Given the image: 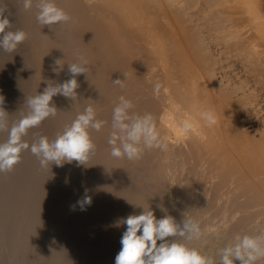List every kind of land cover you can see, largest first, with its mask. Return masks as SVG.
Listing matches in <instances>:
<instances>
[{
    "label": "bare ground",
    "instance_id": "6f19581e",
    "mask_svg": "<svg viewBox=\"0 0 264 264\" xmlns=\"http://www.w3.org/2000/svg\"><path fill=\"white\" fill-rule=\"evenodd\" d=\"M7 2L16 6L12 31L27 34L17 46L26 55L24 95L4 115L7 129L29 115V99L72 78L68 65L73 63L87 69L76 77V97L53 96L55 116L29 128L22 142L36 143L40 137L54 141L89 106L95 119L104 122L99 132L88 130L95 148L86 163H39L30 174L37 177L30 185L44 205L41 216H34L37 200L35 205L29 197L13 202L23 209L21 215L6 218L14 229L47 235L44 243L34 245L37 264H115L112 257L121 243L109 246V237L120 234V242L126 230L123 221L148 210L157 219L168 215L178 224L195 222L199 238L171 239L213 257L217 264L220 250L236 237L264 234V134L249 135L239 119L240 109L249 108L254 98L238 95L245 82L236 85L216 78L218 66L223 69L227 56L235 53L264 86V0H244L243 11L254 14L251 19L239 10L240 0H54L71 19L50 27L37 22L36 0L29 10L23 0ZM208 39L221 48L218 56ZM13 52L8 58L18 55ZM116 79L123 87L113 83ZM156 83L161 84L159 92H154ZM121 98L131 101L130 116L151 115L166 149L144 148L135 160L111 155L112 114ZM204 111L215 114L214 126L205 125L200 117ZM184 120H191L195 131L178 137L176 129ZM1 136L8 139V130L0 131ZM30 148L20 157L34 156ZM19 162L9 179L17 180L22 194L29 188L26 175L16 168ZM52 189H57L54 198ZM50 196L51 208L56 207L52 210ZM10 237L2 228L0 247L9 251ZM61 238L64 242L58 241Z\"/></svg>",
    "mask_w": 264,
    "mask_h": 264
},
{
    "label": "clouds",
    "instance_id": "9594fccd",
    "mask_svg": "<svg viewBox=\"0 0 264 264\" xmlns=\"http://www.w3.org/2000/svg\"><path fill=\"white\" fill-rule=\"evenodd\" d=\"M32 6L33 0H23L25 10ZM36 8L37 22L47 27L67 23L71 19L62 8L56 6L54 0H36ZM5 11L0 8V50L10 53L23 43L27 34L22 30L6 31L12 24ZM68 72L72 78L62 84L47 87L42 94L29 99V115L10 130L4 120V111L0 109V131L8 130L7 141L0 144V173L11 172L13 166L20 161L22 150L29 148L28 144L22 142L27 130L38 126L50 115L55 116L57 109L54 105L50 106L53 96L59 94L71 99L76 97V77L86 74L87 69L83 64L73 63L68 65ZM113 83L123 87L120 79ZM160 88L161 84L156 83L154 92H159ZM2 102L3 98L0 97V103ZM132 107L131 101L121 98L113 109V131L108 140L111 155L135 160L140 158L144 148L166 149L167 144L161 142L151 115L130 116L129 110ZM200 117L208 127L217 123V118L211 111L201 112ZM103 124V121L95 119V111L89 106L54 141L49 142L46 137H40L38 142L31 145V153L37 157L41 167L53 163L60 166L65 161L84 164L95 148L88 130L99 132ZM195 128L196 125L191 120H184L176 129L177 136L185 137L195 131ZM88 202L86 199L85 203ZM123 223L126 230L120 240L121 249L115 257V264H217L213 257L204 256L196 248H189L186 244L171 239L176 236L187 240L199 238V226L191 220L182 221L181 226L171 216L165 215L157 219L153 211L148 210L139 215H129ZM219 256V264H234V261H239V264H257V261L264 259V234L238 236L234 244L220 250Z\"/></svg>",
    "mask_w": 264,
    "mask_h": 264
},
{
    "label": "rangeland",
    "instance_id": "374dc122",
    "mask_svg": "<svg viewBox=\"0 0 264 264\" xmlns=\"http://www.w3.org/2000/svg\"><path fill=\"white\" fill-rule=\"evenodd\" d=\"M254 1L259 2L262 0H254ZM243 2H244V0H240L239 10L241 12L244 10L243 8L245 7ZM15 7L16 6L14 5V2L8 3L7 0H0V8H3L6 10L5 15L7 17H8V15L12 16L11 19L8 18L10 23L12 24V26L9 29H6V31H12V29L15 28V26H16V15L15 14H17V12L12 10ZM262 8L264 9V5L262 6ZM242 13H243L242 15L247 14L244 11ZM253 16H254V14L252 15V17H250V15H248V16L246 15V17H249L250 19L254 18ZM242 17L246 18L245 16H242ZM244 21L246 22L247 19H245ZM245 22H242L243 23L242 29H243V26L245 25ZM243 30H241V32ZM205 35H206V33H205ZM207 42H208L209 46L212 48L211 49L212 53L215 56H218L221 48L219 46L217 48H216V46L214 47V43L209 41V39L207 40ZM15 51H16V54L18 53L19 56L15 55V57L8 58L7 54L9 52H4V51L0 50V97L3 98V102L0 103V109H2L4 111L3 116L7 113V111H9L10 109L13 110L14 107L18 106L17 102H18V99L20 98L19 96L24 95V93L22 92L24 85L21 82L22 80L25 79V72H26L24 70V68H25L24 67L25 66L24 60L22 59L24 56V53H23V50H19V48H16ZM260 51L262 52L261 49H260ZM11 53H14V52H11ZM232 55L234 57H232ZM228 56H227L226 61H224L222 63L223 69H220V65L218 66L216 78L218 81H221L223 83H227L229 81L231 84L236 83V85H240L241 83H244V82L247 84V85H245L244 90L240 91L241 94L239 93L238 95H240L241 97L244 95V97H245V95L247 93L248 97L251 96L249 98H251V99L254 98V99L251 100L252 105L249 108L248 107L247 108L242 107V109H240L239 119H240L241 125H243L242 126L244 128L243 130L245 132L247 131V133L249 135H251L255 138H258L260 133L264 134V86L261 87V85L256 82L257 79H254L255 77H253V74L250 72L249 66L247 63L239 62L240 60L238 61L239 58L237 56L235 57V53H233V54L230 53ZM236 62H237V64H236ZM230 64H233L234 67ZM243 68L246 69V71ZM248 77H250V78H248ZM231 78H233V79H231ZM248 81H249V83H248ZM251 88L254 91H252ZM250 90H251V94L248 95L250 93ZM4 119H5V116H4ZM1 137H0L1 144L5 143L6 141L4 142L3 139H5V140H7V139L4 136L2 137V139H1ZM35 141H36V139H35ZM35 141L33 140V142H35ZM33 142L31 143V141H29V143H27V144L29 146H31L33 144ZM30 156H31V158H30ZM30 156H28V154H27L23 158L20 157V160L22 159L20 162L23 163L24 166L21 167L20 162H19L20 165L18 164V166H16V168H18L19 174L21 176L26 175V181H28L26 185H28L27 188H29V191H25L22 194L20 192H18V187H20V185H18V183H15V181H17V180H15L13 182V180L9 179L10 178L9 177L10 172L1 173V175H0V231L3 228L4 232L8 233L11 236L10 238H12V240L8 239V245H7V248H9V251L12 254L9 253V251L7 249L0 247V264H37L36 254L34 253V245L36 243V246H38L40 243H44L45 240L47 239V235L45 233L40 234V235H34V236H38V237L33 238L34 236H32V234H30V232H29V231H31L30 228H28L27 230L23 229L22 227L14 229V227L12 226V222L6 221V218L7 219L12 218V217L14 218V215L19 216L22 214V212H21V210H23L22 207L15 205L13 202L15 200L17 202H19V200L22 201L27 197H29V199L32 200L33 204L36 202V200L38 202H40L37 204L39 207L38 206H36L37 208L35 207L36 208L35 213L37 215H34V216H41V212L43 210L44 205H42V203H41L42 201H39L37 199V197H39V191L34 186L31 187V185H30V183H32L35 179H37V177H35V174H32V175H30V174L34 173L36 171V168L38 167L37 165L39 164V160L37 159V157H34L32 155H30ZM19 167H21V169ZM12 171H14V170H12ZM48 172H49V170H48ZM21 182H22V179H21ZM58 183H59V181H58ZM54 184H57V183H53L54 187L53 186H51V187L55 188L57 186ZM58 187H61L60 184H58ZM55 190H57V189H55ZM55 190L54 189L50 190V193L52 194V198H54L53 196H54ZM19 195H20V197H19ZM52 198H51V196L49 198L50 202H51L50 208L53 206V203H52L53 199ZM67 205H68V203H67ZM53 208H56V207H53ZM53 208H51V210ZM58 209L59 208H57V210ZM46 210H48V209H46ZM64 210H65V212H67L66 209H64ZM64 210L61 211L62 214L58 213V215L59 216L63 215L65 213ZM53 211H55V209ZM4 223H5V226L3 225ZM18 224L21 225L20 223H18ZM27 231H28V235H27ZM115 235H116V237H115ZM115 235L113 237H109V240L111 239L109 242V246H111V244L112 245L118 244L116 247H118L120 245L119 238L121 235L120 234L119 235L115 234ZM18 238H20V240H18ZM58 241L62 242L63 238H61ZM19 242H21L23 244V247H16L15 248V246ZM20 251L22 253H20ZM39 255H40V253L38 254V256ZM40 256L43 257L45 260V258H46L45 254L42 255V253H41ZM113 258H115V255L112 257V259Z\"/></svg>",
    "mask_w": 264,
    "mask_h": 264
}]
</instances>
